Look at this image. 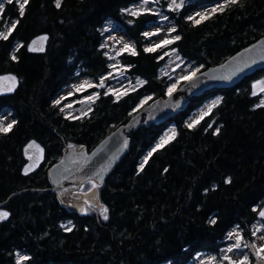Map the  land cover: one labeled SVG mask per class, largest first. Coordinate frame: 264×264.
<instances>
[{
  "label": "trees",
  "instance_id": "16d2710c",
  "mask_svg": "<svg viewBox=\"0 0 264 264\" xmlns=\"http://www.w3.org/2000/svg\"><path fill=\"white\" fill-rule=\"evenodd\" d=\"M3 1L0 32L18 23L8 39H0V77L17 79L11 92L0 93V122L7 112L15 121L0 132V202L23 189L51 187L49 169L67 148L93 150L140 108L166 97L171 84L162 73L165 49L145 50V32L159 14L134 11L143 0H61L59 8L56 0H28L23 16V0ZM218 1H226L223 10L202 22L191 17ZM164 11L180 37L169 49L197 73L264 37V0H187ZM112 23L135 44V50L117 58L116 67L135 85L120 96L107 88L114 67L106 45ZM43 36L46 47L30 50ZM83 76L105 84L91 111L72 118L57 101ZM259 81H264V69L234 87L206 91L161 124L134 130L130 150L104 182L83 185L81 192L92 202L81 211L68 208L54 193L15 197L0 208L8 213L0 219V264H16L18 255L29 257L23 264H192L201 254L218 255L236 228L249 242L264 211ZM218 99L199 123L188 127L193 113ZM170 126L173 136L155 147ZM33 143L42 147L43 158L37 169L26 172V149Z\"/></svg>",
  "mask_w": 264,
  "mask_h": 264
},
{
  "label": "rangeland",
  "instance_id": "374dc122",
  "mask_svg": "<svg viewBox=\"0 0 264 264\" xmlns=\"http://www.w3.org/2000/svg\"><path fill=\"white\" fill-rule=\"evenodd\" d=\"M187 0H176V4H181L182 6L185 4ZM0 3L4 4V1H0ZM226 1H218L214 4L203 6L196 11L191 13V17L195 22H202L206 18H208L211 14L215 13L211 10L216 8L217 11L220 10L221 5H225ZM164 8L167 10L175 9L176 6L172 4V0H168L165 4L161 0H143L139 4L135 5L134 11H155L159 14V20L157 23L152 24L148 27L145 33H148L146 48L147 49H165V55L167 56L165 65L163 66L162 73L167 74L171 84L169 86V94L175 91L181 84L192 78L196 73L197 69L193 68L190 65H187L183 58L173 49H169L172 42L175 40L176 27L169 17V14L164 11ZM216 11V12H217ZM198 13L206 16V18H202V15H197ZM175 29V31H172ZM46 37V36H43ZM42 37L36 39L31 44V47L40 50L44 49L47 44L48 38L41 39ZM164 41H168V43H162ZM106 45L109 51L112 54V58L114 61V67L110 74L111 82L107 85L108 91L114 93L116 96H120L128 90L134 88V81L127 75L122 67L117 66V58L123 52H131L135 50V44L130 40L127 34L124 33L122 28L119 25H115L112 23L110 33L107 36ZM125 45L129 47L126 49ZM160 45L159 47H156ZM13 76L5 75L0 77V93L11 92L17 85V79H11ZM188 77V79H184ZM139 81V80H138ZM101 83L105 84L104 81L96 82L94 79L83 76L74 81V83L63 90V92L59 96V102H61L62 108L65 110L67 116L72 118H77L80 116H84L91 111L93 106V102L96 100L99 95V89L101 88ZM140 83V81H139ZM83 85V88L80 86ZM91 85V86H89ZM94 88H97L93 91ZM264 88V81H259L255 84V91L257 93L262 94V100L264 101V91L261 89ZM91 96L92 100H88L87 98ZM145 100H148L145 99ZM143 100V101H145ZM212 102L205 104L202 108L197 110L190 117L188 122L191 124L194 120H197L202 112L209 111V105ZM4 126L12 123L13 120L10 117L9 113H5L3 115ZM174 129L170 126L168 130L161 136V139L157 142L155 147L160 144L162 139L167 138V141L173 136ZM32 147H28L26 149V156L28 158V164L26 166V172H31L38 168L43 158V149L40 145L33 143ZM83 190H80V192ZM84 194V200L81 202H76L73 204V208L75 210H82L86 204L91 203V199L89 195ZM0 212H3L0 210ZM262 217V216H261ZM231 234V238H229ZM229 236L226 239L225 245L222 247L220 253L218 255H214L211 253L201 254L195 262L192 264H229V261L224 260L225 256L231 257L232 261H241L245 256L248 257V264H254V260L252 258L253 250H249V245L247 242L244 243L242 232L239 228H236L230 232ZM237 236L240 237V247L233 248L231 252L228 251L230 247H232L236 243ZM254 245H256L259 249L264 248V217L260 221H258L252 227V235L249 237ZM247 245V247H245ZM257 252V251H256ZM264 254V252H261ZM258 254V253H257ZM260 256V253L258 254ZM261 257V256H260Z\"/></svg>",
  "mask_w": 264,
  "mask_h": 264
},
{
  "label": "water",
  "instance_id": "95a60500",
  "mask_svg": "<svg viewBox=\"0 0 264 264\" xmlns=\"http://www.w3.org/2000/svg\"><path fill=\"white\" fill-rule=\"evenodd\" d=\"M260 69H264V37L223 63L195 74L166 97L144 106L125 124L105 137L93 150L89 151L86 147L67 148L61 159L49 169L51 187L17 191L5 202H0V208L7 207L20 195L54 193L62 204L75 210L73 204L84 200V193L80 192L83 185L89 181L102 184L123 160L130 150V135L134 130L161 124L173 118L178 109L188 108L193 98L200 97L211 89L234 87ZM95 203L102 208L98 195L95 197ZM252 250L254 264H264V259L259 257L254 248Z\"/></svg>",
  "mask_w": 264,
  "mask_h": 264
},
{
  "label": "snow or ice",
  "instance_id": "6c2138e0",
  "mask_svg": "<svg viewBox=\"0 0 264 264\" xmlns=\"http://www.w3.org/2000/svg\"><path fill=\"white\" fill-rule=\"evenodd\" d=\"M7 2H8V3H12L13 0H7ZM228 2H229V3H236V0H228ZM27 3H28V0H23V2L19 4V9H20V15H21V16H23V14H24V8H25V5H26ZM172 4H174L177 8H179V7L182 6V2H181V4H176V0H172ZM60 6H61V0H56V7L59 8ZM223 7H224V5H221V6H220V10H223ZM3 9H4V4H3V3H0V12H2ZM211 11H212V12H216L217 9H216V8H213ZM133 14H135V13H133ZM197 15H202V14L198 13ZM202 18H206V16H203V15H202ZM190 19H191V17H190ZM17 23H18V21L13 22V23L11 24V26L7 29V32H6V33H5V32H0V39H5V40L8 39L9 35H11V32L15 29ZM172 31H175V29H172ZM145 35L147 36L148 33H145ZM41 39H46V37H42ZM175 39H176V40H179L180 37L177 36V37H175ZM33 43H35V42H33ZM162 43H168V41H164V42H162ZM159 46H160V45H157L156 47H159ZM128 47H129L128 45H125V48H126V49H127ZM30 50H36V49L33 48V49H30ZM40 50H42V49H40ZM145 50H146V51H152V50H155V49H145ZM133 54H134V53H133ZM12 59L15 60V59H16V56L13 55V56H12ZM11 79L14 80L15 78L12 77ZM184 79H188V77H185ZM89 86H91V85H89ZM100 86L102 87V86H103V83H101ZM80 87L83 88V85H81ZM261 91H264V88H262ZM254 94H255V93H254ZM87 99H88V100H92V97L89 96ZM57 103H59V101H57ZM219 103H220V100H219V99L216 100V101H213L212 104L209 105V111L211 110V108L215 107V106H216L217 104H219ZM262 104H264V102H262ZM207 114H208L207 112H202V113H201V116H200L197 120H194L191 124H189L188 127L191 128V127H193L196 123H199V120H200V119H203V117H204L205 115H207ZM14 124H15V121H13L12 123L7 124V126H4L3 122H0V132H7V131H9V130L13 127ZM217 131H218V130H217ZM166 142H167V138L162 139L161 142H160V144H158L156 147H157V148L162 147ZM29 147H32V145H30ZM155 150H156V149L154 148L153 151H155ZM151 154H152V153L150 152L148 155L151 156ZM146 162H147V157H145V163H146ZM141 168H143V164L141 165ZM94 186H95V185H94ZM106 213H107V209H106V208H102V209H101V214L104 215V218H105V219L108 218L107 215H106ZM260 215H261L262 217H264V211H262V212L260 213ZM7 216H8V213H7V212H0V219H4V218H6ZM212 223H215V221L213 220ZM229 238H231V234H230ZM239 247H240V237L237 236L236 243H235L232 247H230V248L228 249V251L231 252V251L233 250V248H239ZM245 247H247V245H245ZM261 252H264V248L257 249V253H258V254L261 253ZM261 258L264 259V257H261ZM28 259H29L28 256H25V255H18V256H17L16 264H23V262H24V261H27ZM223 259L229 261V264H248V257H247V256H245L243 260L238 261V262H237V261H232V260H231V257H228V256H225Z\"/></svg>",
  "mask_w": 264,
  "mask_h": 264
},
{
  "label": "flooded vegetation",
  "instance_id": "af4514ba",
  "mask_svg": "<svg viewBox=\"0 0 264 264\" xmlns=\"http://www.w3.org/2000/svg\"><path fill=\"white\" fill-rule=\"evenodd\" d=\"M248 245H249V250L251 251L252 250V248H254L256 251H257V249H259L256 245H254V243L249 239V242H248ZM260 256L261 257H264V254H262V253H260ZM259 256V257H260ZM260 257V258H261ZM252 258H253V260H254V257L252 256Z\"/></svg>",
  "mask_w": 264,
  "mask_h": 264
}]
</instances>
